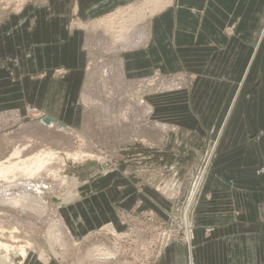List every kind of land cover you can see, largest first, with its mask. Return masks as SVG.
<instances>
[{"label":"rangeland","instance_id":"rangeland-1","mask_svg":"<svg viewBox=\"0 0 264 264\" xmlns=\"http://www.w3.org/2000/svg\"><path fill=\"white\" fill-rule=\"evenodd\" d=\"M68 1L0 0V24L8 21L10 16L20 15L27 10L29 18L24 24V29L25 32H32L35 28L42 26L43 19L46 20L47 25L50 22L47 12L44 17V13H39V9L47 7L49 4H60V9H63L68 5ZM135 1L138 0H133L123 7ZM123 18L125 17L119 16L118 22L123 21ZM64 20L67 24V41L73 37V40L78 43L80 41L79 31L83 32V35L86 33L85 28L83 29L79 24L91 26L96 21L92 19L87 22V19H80L76 15H70ZM148 20L149 17L146 21ZM63 26L65 25L63 24ZM100 30L104 32L107 29L100 27L95 34H98ZM63 36H65V31L62 38ZM62 38L59 39L61 42ZM91 40L85 50V52L87 51V60L85 59L87 65L83 69H80L76 63H73L71 67H65L63 61L57 60L50 66L43 65L39 71H32L30 66L28 69H26L27 65L24 66L23 73L18 75L20 78L18 81L15 80L17 76L14 72H11L9 76V79L12 80L11 87H13L9 93L16 94L15 86L19 85L18 89L23 91V96L17 97L21 102L19 109H10L11 107L0 109V161L9 158L15 150L23 148L20 155L12 156V160L17 157L31 156L47 147L61 152L70 150L90 155L83 160L67 159L65 162L61 159L53 160L50 164L51 170H56L59 174L49 173L50 171L46 170L42 171L40 176L35 175L30 179L38 186L27 187L32 188L30 191L43 197L47 203L48 208L43 214L38 215L34 211H24L0 203V242L14 247L10 252V259H13L11 264L12 262L21 264L22 261L24 264H155L163 248L170 242L180 241L187 244L186 228L182 222L183 211L197 176L204 170L210 159L208 172L206 171L207 174L205 173L200 191L196 194L191 205V212L188 213L191 218L190 229L193 231L196 206L200 200L212 160L216 155L218 147L216 140L222 137L220 136L221 126L230 97L221 99L217 103L213 119L205 121L204 111L207 110L205 105L206 102H209L208 98L201 95L200 98L193 99L191 94L193 80L196 76L193 74V76L184 75L179 72L166 74L159 69H154L147 75L131 76L128 78L130 81H121L118 77L115 79L117 74L111 72L114 68L112 65L115 64V57L112 56L114 54H108L109 51L105 48L101 50V46L95 47L96 39ZM92 45L94 46L92 47ZM119 55L121 54L116 56ZM248 72L264 74V48L261 49L258 58ZM67 75L71 76L72 85L74 81V84L77 83L79 87L83 84L85 91L89 95L92 94V97L103 93L101 83H105L107 80L118 81L119 94H126L138 108L142 107L144 101L152 106L153 103L158 104L161 102L160 95H165L166 97H162V102L164 100L167 102V106H165L167 111L162 117L158 114L152 116V111H150L148 117L134 113L135 117L133 116V118L126 114L125 117L119 119L120 121L108 119L101 116L98 107H92L90 102H86L85 97L80 101L81 98L73 97L72 99L67 94L64 95L63 82H58V79L62 81L63 77ZM150 77H155V79L145 83L147 87L146 85L138 86L140 78ZM36 78H43L45 84H47V80L50 82L48 88L50 92H44V96L41 97L43 90L41 88V96L38 99L31 98L32 91L26 90V80L33 81ZM132 80H135L136 82H133L136 84L132 85ZM256 80L257 78L254 81L231 83V96L239 88L244 91L254 89ZM166 82H170L167 87L163 86ZM174 83L177 84L174 85ZM169 86L170 89L167 90L166 88ZM162 87L164 88L162 89ZM150 88L152 89L150 90ZM176 93L184 94L175 97ZM15 99V97L8 98L9 101ZM1 100L3 99L0 97V102ZM74 100L76 101L74 105L76 111L75 114H72V120H68L70 114L63 113V110L69 102ZM34 101L35 103L40 102V107L33 103ZM177 101L186 103L191 101V110L194 114L195 110L201 109L202 115L198 117L197 124L190 125L182 119V114L185 112L183 109H175ZM190 105L188 104V111ZM136 110L139 113V109ZM41 117L43 119L49 117V121L59 120L58 125L67 121L66 124L75 131L61 132L57 131L56 127L47 128L45 126L48 125L42 123ZM154 122L161 123V127L156 126ZM57 124L52 123L55 126ZM211 151L214 154L207 159ZM263 170L264 167H259L258 172L261 173ZM61 175L77 178L80 183L86 181L80 185L79 192L80 198L88 197L89 201L87 206L85 204L81 206L82 210L79 209L77 216L83 214L87 219L99 222L96 225L90 223L89 227L81 226L78 237L81 238L92 230L99 231V234L87 237L85 243L88 240L102 239L113 249L116 257L101 262H94L89 257L88 262L82 258L83 253L87 252L84 241L81 245L74 246L69 241L65 242L64 237L59 236V234L61 235L59 220H57L59 209L56 210L54 206L57 204L59 194L67 189L60 188L58 180L63 178ZM14 189L19 188L15 186ZM23 190L27 191L28 189L24 187ZM111 190L115 192L110 193V197L108 196L109 210L112 211L115 220L111 215L107 217L106 211L103 215H97L94 208L95 195L97 193L108 195ZM60 213L62 214V210ZM109 222L113 223L116 232H120L122 235L117 236L109 231L101 230ZM50 223L57 230L60 241L65 242L63 243V247L66 249L64 253L51 243L53 236L47 230ZM103 231L106 235L103 234ZM29 244H31L30 249L32 250L28 249V255L23 260L25 256L23 257L15 250L22 245L29 247Z\"/></svg>","mask_w":264,"mask_h":264},{"label":"crops","instance_id":"crops-1","mask_svg":"<svg viewBox=\"0 0 264 264\" xmlns=\"http://www.w3.org/2000/svg\"><path fill=\"white\" fill-rule=\"evenodd\" d=\"M131 1L69 0L63 9L60 4H49L39 9L44 17L47 12L49 25L43 19L42 26L32 32L24 29L29 18L27 10L1 23L0 97L3 100L0 109L20 108L17 97H22L23 91L16 85V94L9 93L13 90L9 79L11 72L16 74L18 81L26 65V69L30 66L32 71H39L43 65L50 66L57 60L63 61L65 67L76 63L83 69L87 65L86 33L83 35L79 31V43L73 37L67 41L65 18L76 15L88 22L107 16ZM148 21L150 34L145 44L120 55L127 79L147 75L154 69L166 74H193L196 77L191 88L192 98L204 95L209 100L205 105V121L213 119L221 99L230 97L221 126L222 137L216 140V155L196 206L190 246L180 241L170 242L155 264H264V170L258 172L259 167H264V74L248 72L264 48V0H172ZM70 77L67 75L58 82H63L64 95L79 99L84 85L79 87L75 81L72 85ZM255 78L254 89L239 88L231 96V83L254 81ZM41 80L43 78L26 80V90L32 91L31 98L38 99L41 88V97L44 92H50V82L47 80L45 84ZM164 96L160 95L158 104L148 103L152 116L162 117L167 111V102H162ZM9 97L16 99L9 101ZM190 103L177 101L175 109H183L186 114H182V119L195 125L202 112L195 110L194 114ZM35 104L41 105L38 101ZM75 104V100L69 102L63 110L70 114L68 120L75 114ZM112 192L115 191L95 195L97 215L107 212V217L111 215L113 219L108 200ZM88 201V197H81L58 207L59 217L77 240L81 226L99 223L83 214L77 216Z\"/></svg>","mask_w":264,"mask_h":264},{"label":"bare ground","instance_id":"bare-ground-1","mask_svg":"<svg viewBox=\"0 0 264 264\" xmlns=\"http://www.w3.org/2000/svg\"><path fill=\"white\" fill-rule=\"evenodd\" d=\"M171 2L172 0H138L132 4L127 5L126 7L119 8L118 10H116L115 12L107 16L100 17L99 20L97 19H95L96 21L93 20L95 21V23L91 24V26L89 24H82V23L81 25L79 24L80 27H82L83 29L85 28L86 33H87L86 43L84 45L85 50H87L88 42L91 43L92 41L91 39H96L95 47L99 48L101 46V50L105 48L106 50L109 51L108 54H111V55L114 54L112 56L115 57L114 59L115 64L112 65V67L114 68L111 70V72L114 74H117L115 79L118 77L119 80L121 81L129 80L126 78L125 73H124V64H123L122 58L120 57V55L119 56H116V55L121 54L122 52L132 51V50H135L143 46L148 38V35L150 34L148 32L149 21H146V19L148 17L149 18L152 17L155 13L160 11L165 6L169 5ZM119 16L121 17L124 16L125 17L123 18L124 20L121 22H118ZM100 27H106L107 30L104 32L100 30L98 34H95L98 31V28ZM110 34L115 35V36L112 37ZM94 36H96V38H93ZM93 46L94 45H92V47ZM153 78L155 79V77ZM153 78L151 77L142 78V79L140 78L138 81V86L146 85L145 83L149 81L152 82ZM133 81L135 80H132L131 84L132 85L136 84ZM101 84H102L103 93L102 94L100 93L99 96H95L93 94V96L95 97H92V94L89 95L85 91V86H84L80 93V98H81L80 101H82V98L85 97L86 102L87 101L90 102L93 105L92 107L96 106L99 108V112H101V116L106 117L111 120H119L121 117H125L126 114H129L130 117L133 118L134 113L139 114V115L142 114L144 117H148V114L151 111L150 105L144 101L142 102V107L140 106L141 108H138L137 105L135 106L134 101L132 99L129 100V97L126 94H123V93L119 94L118 81L111 82L110 80H107V82L101 83ZM176 84L177 83H174V85ZM168 85H170V82L164 83L163 86L167 87ZM163 88L164 87H162V89ZM151 89L152 88H150V90ZM166 89L169 90L170 86L169 88H166ZM136 109H139V113L137 112ZM40 120H42V123L44 125L45 124L48 125V126H45L47 128L56 127L57 131H61V132L63 131L65 132L67 130L75 131V129L71 128L69 125H66V124L60 123V125H58L57 122H53L52 120L50 121L48 120L46 122L43 119V117H41ZM52 123H56L57 125L56 126L52 125ZM154 123L158 127H161L162 125L161 123H158V122H154ZM23 150L24 148L17 149V151L15 150L9 158L3 161H0V203L7 204L8 206L12 208H16V209H20L24 211L25 210L34 211L38 215H41L44 213L45 209L48 208L47 203L44 201L43 197L37 195L34 191H30L32 190V188L30 189L27 187V186H31V187L38 186L37 183L31 182L30 179L34 178L35 175L40 176V173L46 170H49L50 171L49 173L59 174L58 171L51 170L50 164L52 163L53 160L61 159L64 162L67 159H71L73 161L83 160L85 157H88L90 155L85 154L83 152H72L70 150L61 152V151H56L55 149H51L47 147L45 150L40 151L38 153H34L31 156L22 157V158L17 157L15 160H12L13 155H20V153ZM212 154L214 153H212L211 151L209 155L207 156V159H209ZM209 161L207 162L206 164L207 166H205L204 170H202L199 176H197V179L193 185L192 192L190 194L189 199L187 200V203L184 208L183 215H182L183 217L182 222L186 228V233H185L186 238L185 239L187 241L186 243L188 246H190V242L192 238V231L190 229L191 227L190 219L191 218H190V214L188 213L191 212L190 210L191 205L193 204L196 194H198V192L200 191V187L203 183L204 176L207 174L206 171L208 172ZM102 174H103V171H102ZM61 176L63 178H60L58 180L60 184V188L61 189L67 188V189L65 192H61L59 194V198L57 199V204L56 206H54L56 210L58 209L60 205L67 204L74 200L79 199L80 198V192H79L80 185L86 182L85 181V182L80 183V181L77 180V178H72V177H68L65 175H61ZM15 186L18 187L19 189L15 190L14 189ZM24 187H26V189L28 190L24 191L23 190ZM57 220H59V228L61 230V235L59 234V236L64 237L66 239L65 242L69 241L74 246L81 245L82 241H84L85 243L87 241L86 238L90 237L92 234H99V231L92 230L87 233L89 235L86 234L82 238H79L78 240H76L71 235L69 228L61 220V217L58 216ZM47 230H48V233L51 232L53 236L51 238L52 245L55 244L54 246L57 247L59 250H62L64 253L66 249L63 247V243L65 242L60 241L58 237V232L56 229L53 228L51 223L48 225ZM101 230H104L106 232L109 231L110 233L117 235V236L122 235V233L116 232L114 225L112 223H107L106 225H104L103 228H101ZM104 231H103V234H104ZM85 246L87 247L86 248L87 252L83 253L82 258L84 260L88 261V258L91 257L94 260V262H101V261H107V260L112 259L113 257H116V254L113 252V249L110 246H108L105 242H103L102 239H95L92 241L88 240V242L85 243ZM30 247H31V244H29V247L22 245L18 247L15 251L21 254L23 257L25 256L23 259L25 260V258L28 255L27 251L28 249H30ZM13 248L14 247L10 244L0 242V264H11V261L13 259L12 258L10 259V252L12 251ZM33 251L34 253H36L35 250ZM12 264H15V263L12 262ZM190 264L192 263L190 262Z\"/></svg>","mask_w":264,"mask_h":264},{"label":"water","instance_id":"water-1","mask_svg":"<svg viewBox=\"0 0 264 264\" xmlns=\"http://www.w3.org/2000/svg\"><path fill=\"white\" fill-rule=\"evenodd\" d=\"M44 120L47 122L49 120V117H45Z\"/></svg>","mask_w":264,"mask_h":264}]
</instances>
